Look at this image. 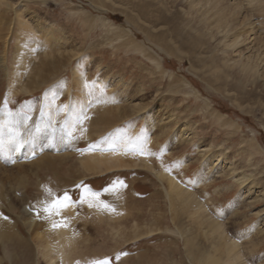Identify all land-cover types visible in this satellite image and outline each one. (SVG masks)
<instances>
[{
  "label": "rangeland",
  "instance_id": "374dc122",
  "mask_svg": "<svg viewBox=\"0 0 264 264\" xmlns=\"http://www.w3.org/2000/svg\"><path fill=\"white\" fill-rule=\"evenodd\" d=\"M190 1L200 0H0V118L24 113L28 101L38 105L42 94L61 82L70 88L62 94L63 103H70L75 70L84 74L87 92L94 82L98 91L92 98L83 97L97 105L85 113L83 132L76 130L70 140H64L57 132L60 124H53L56 146L43 147L33 136L36 109L29 120L34 127L30 124L27 133V122L22 130V156L29 162L0 157V183L4 186L0 204L4 214H9L5 217L15 222L20 240L0 242V264H46L37 250L35 232L32 236V229L22 223L24 207L40 233L49 222L60 221L58 216L46 217L41 210L42 202L51 199L46 189L61 197L66 191L76 209L63 217L76 234L70 258L63 264H90L104 258L110 264H197L191 256L197 258L198 253L190 254L191 244L213 253L211 242L218 248L217 257L225 256V245L235 244L243 263L264 264V196L258 194L260 190L264 194L262 98L259 92L254 97L236 92L227 95L223 73L217 81L200 66V59L207 63L208 52L217 49L214 43L208 49L200 48L201 37L204 39L198 25L200 8L195 14L188 11ZM236 1L252 6L244 23L246 40L257 37L264 45V0ZM241 13L244 16L246 11ZM48 32L51 39L45 41ZM121 32H129L133 42ZM27 40L34 43L35 57L14 76L19 55L25 53L22 43ZM253 43L260 54L264 46ZM44 66L50 71L43 70ZM39 73L46 82L33 89ZM12 80L32 92L8 97ZM58 88L59 92L64 89ZM143 130L150 138L144 149L148 154L138 159L134 138ZM180 132L189 136V142L175 141ZM121 134L128 140L123 146ZM97 147L115 153L122 149L123 159L139 167L85 173L78 159L82 152ZM231 168L235 174L229 172ZM156 172L170 174L183 188L191 189L199 202H205L204 216H191L181 199L170 204L166 183ZM241 175L249 177L244 185L236 183ZM207 178L193 186L196 180ZM117 180L127 187L116 194L104 193ZM251 182L254 186L248 191ZM85 187L101 193L99 200L112 210L79 203ZM5 202L14 209L7 213ZM211 222L221 226L213 237L204 235ZM221 242L223 245H217Z\"/></svg>",
  "mask_w": 264,
  "mask_h": 264
},
{
  "label": "bare ground",
  "instance_id": "6f19581e",
  "mask_svg": "<svg viewBox=\"0 0 264 264\" xmlns=\"http://www.w3.org/2000/svg\"><path fill=\"white\" fill-rule=\"evenodd\" d=\"M198 7L200 8L198 9V12H197L199 13V16H198L199 24L198 25L200 26V31L204 33V39L203 37H201L202 41L200 43V48L201 47L206 48L207 46V49H208L209 44L214 43L215 45L214 48L217 49L215 52H210V51L208 52L210 56H208L207 58V63L205 62L204 59H200V62H199L200 66L202 68H206L207 71L210 73L211 77L216 78L215 80L217 81L219 79L218 74L220 72L223 73L224 82H225L224 86L226 88L224 90L227 93V95L229 92L230 93L236 92L239 95H246L247 97H254L256 92H259L262 98L260 100V104H261V107L264 108V49L260 51L261 52L260 54L257 53V49H256L257 46L254 45L253 42H255L256 44H261V45L263 44L257 37H254L251 41H249V38L248 40H246L247 34L243 30L245 28V25H244L245 19H247L248 17L247 13L252 8L251 3L246 2L245 4V2L243 3L240 1H236V0L234 2H230V0H228V3H227V0H212L210 1V3L209 1L203 2L202 0H200L197 2L190 1L188 3V11H191L194 14H195V9ZM243 10L246 11V14L244 16L240 15L242 14L241 12ZM127 23L130 24V20L128 18H127ZM24 26L27 27L26 25ZM250 30H252V27H250ZM197 33L198 35L200 34L198 29H197ZM121 34L125 35L130 42H133L132 39H130L128 36L129 32H124V33L121 32ZM44 36L46 39L45 41H48L49 39H51V34L49 32L46 33V35ZM134 36L135 34H132V33L130 34L131 38ZM204 40H207V41H204ZM33 44L34 43L31 40H27L24 43H22L21 49L24 50L25 53L19 55L20 57H19L18 66L15 68L14 73H13L14 76H17L18 71L23 69V67L27 66V63H28L27 61H30L32 57H35L34 51H33L34 50ZM218 47H220L221 50H218ZM218 52H220L219 55H217ZM158 54L159 53L155 51V55L159 56ZM219 58L221 59V61H219L220 63L218 62ZM192 59H193L192 57H189L187 61L189 62L191 68L193 69L194 65L192 64ZM56 65L57 64L51 65V67H54ZM43 70L48 72L50 71V68H48V66H44ZM40 74L41 73L38 74V76L40 77L38 79V82L33 83V86H32L33 89L39 88L43 83L46 82V80H44L45 77H41ZM73 75L75 76L74 77L75 85L73 87V90L71 91L74 92V95L71 96L70 103H66V102L63 103L62 94H64V92H66V94L69 93L70 88L68 89L69 85L67 87L66 85L67 83L64 84L63 82H61L59 83V85L51 86L47 91H45L42 94L41 101L38 105H35L33 101H28L24 104V107H23L25 111V112L23 111L24 113L22 112L18 114L7 113V114H4L2 118H0V157L7 156L13 162H15L16 160L22 161V162L24 161L29 162V158L27 156H24V157L22 156L23 155L22 150H24V147L22 146L25 142L22 137V134H23L22 130H23V126L27 122L29 124L28 125L29 127H27V130L24 129L27 133L32 129L30 124L32 125V127H34L32 124L33 122L32 119H31L32 122L31 121L29 122V120L34 115L33 112L36 109L38 110L37 111L38 113L35 115L34 118L36 122L35 128H37V130L34 132L35 135L33 136L36 137V140L43 147L52 145V148L54 149L53 146H56V145L53 142L56 141L57 132H60L59 136L60 138L64 140L65 139L70 140L72 133H74L76 130L80 129V133L83 132L84 129L82 130L81 127L83 126V124L86 125L85 124L86 119H84L83 117L85 116V113L90 111L92 109V106L95 105L94 104L95 102L88 103V101H85L83 97L84 96L87 97V95L90 96L91 98L94 97L96 92H98L97 87H96L97 83L94 82L93 84H91L90 85L91 90L89 89L90 91L88 90L89 92H87L88 88L86 89V87L88 85L84 87L85 86L84 85V74L75 70ZM17 81L15 80L14 82L12 80L10 83V86H8V93H7L8 97L15 96L17 93L23 92V93L29 94L32 92L33 89H30L29 91V89L26 90L25 88L20 87L18 85L19 83L17 84ZM58 86H62L64 88V89L62 88L63 89L61 90L62 92H59L60 90L59 88L61 87L58 88ZM102 86L105 87L104 85ZM216 90L220 91L221 89L216 88ZM111 101L112 100H110V102ZM105 102H108L107 104L110 103L109 101H104V103ZM58 119H60L59 122H58ZM148 121L150 120L148 119ZM58 123L60 124L61 128L59 129V131L56 132L55 130H52L51 127L53 124L57 125ZM25 131H24V134H25ZM83 134L86 135L85 132ZM177 134L175 136L176 142H181V143L186 142V141L189 142L188 141L189 136H187L185 132H180ZM86 136L88 137V135ZM118 136H119V142L121 146H123V144H127V142L124 143L125 139L126 141H128L126 134H125V137L122 134ZM62 139H60V142L62 141ZM134 141H135V146H136L135 147L136 153L139 156L138 157L139 159L141 156V150L145 151L144 150L145 146L150 141L147 130L141 131V133L136 138H134ZM67 142L69 143V141ZM128 145H127V148H128ZM48 149H51V148H48ZM81 154L82 155H80L78 159V164L81 167V169L85 173H88V174H98L102 172H111L115 170H125L130 167H139L136 163L132 165L133 162L130 164L128 163L129 161L127 162L126 160L123 159L124 157L122 155L123 154L122 149H120L119 152L115 153L114 151H111L110 149L101 150L100 148L97 147V150L89 149V150H86L85 152H82ZM140 166L142 165L140 164ZM229 172H231V174H235L236 170H234V168H231L229 169ZM169 175H167L166 173H162V172L155 173V176L160 181H164L166 183V196L169 198L170 204L172 203V201L177 202L179 199H181L180 202L182 203L183 201L185 208L191 212V216H193L196 219L199 218L201 215L204 216V214L206 213L205 202L203 204L201 200L199 202L196 199L193 192L191 191V189L186 190L187 188L185 186H184L185 188H183L180 183H177V181L174 180V178H172V176H169ZM1 176H5L4 173L3 174L1 173ZM248 179H249L248 176L241 175L239 176V178L236 179V183H239L240 185H244L245 183H247ZM206 181H208V178L204 180L202 179L196 180L193 183V186L196 187ZM0 184H1L0 185V196H2L3 194L2 188H4V186L2 185L3 183H0ZM253 184L254 183L251 182L250 187L247 188L248 191L252 189V187L254 186ZM262 192L263 190H260V192L258 193L260 195L259 197L264 196ZM89 201L93 203L95 201L91 200L90 197L86 199L85 205L88 208H91L88 206ZM5 203L6 204L4 205H7L6 208L8 209L7 213L14 209L13 208L14 206L11 205L10 202H5ZM74 209L75 207L73 204V206L62 210L60 215L58 216L60 219L58 223L62 225H66V226H60V227L53 228L52 225L54 221H51L48 223V225H46L47 226L46 231H44L43 233H40L39 232L40 230H37V228L34 227V223H33L34 220L31 219L30 215L28 214V207H24L23 212H22L23 214L22 223L25 226V228H27V230L30 231L32 229V236H33V232H35L34 238H35V242L38 247L37 250L39 249L40 257L45 261L46 264H54L56 261H60V264H63L69 260L70 252L74 248L73 247L74 240L76 241L75 239L76 234H73V232L70 231L69 229L70 222H68V220L67 221L64 220L63 217L66 214H73ZM4 213H5V210L4 208H2L0 204V242L4 244L5 242L9 243L11 241H15V242L20 241L19 236L14 231L15 230L14 226L16 227V224L14 225L15 222L10 221L7 218L5 219V215H9V214H4ZM120 214L121 213H119L118 215ZM119 218L121 217L119 216ZM220 228L221 226L218 223L211 222V225L208 226V230L204 232V235H208L209 233V235L213 237V235L217 233L220 230ZM78 239H80V237H78L77 240ZM221 244L223 245V242L217 245H221ZM211 245H212L213 253L209 251H201L200 249H198L199 246L196 245V243L191 244L190 254L193 255L194 252L198 253L197 258H194V256H191L192 260L196 259L197 264H245L241 261V256L239 255L238 250H237L238 246H236L235 244L225 245V248H224L225 256H223L225 257V260H223V262H222L223 257H217L215 255L218 252V248L215 247V245H213L212 242H211Z\"/></svg>",
  "mask_w": 264,
  "mask_h": 264
},
{
  "label": "snow or ice",
  "instance_id": "6c2138e0",
  "mask_svg": "<svg viewBox=\"0 0 264 264\" xmlns=\"http://www.w3.org/2000/svg\"><path fill=\"white\" fill-rule=\"evenodd\" d=\"M84 118L87 119L86 116ZM141 154L147 155L148 153H145L143 150H141ZM126 187L127 186L124 184L123 181L117 180V181H114L111 186L105 188L104 193L116 194L121 189L126 188ZM46 192H47V195L51 197V199L45 200L42 202L44 206L41 210L45 213L47 217L59 216L62 210L69 208L73 206L74 204V201H72L70 195L66 191L64 192L62 197L54 195L50 189H46ZM100 195L101 193L92 192L90 189H87L85 187L84 191L81 194L79 203L81 204L85 203L86 199L90 197L91 200L95 201V203L89 201L88 202L89 207L99 206L107 210H112L110 205L99 200ZM37 215H39V212L37 213ZM52 226L53 228H56V227L66 226V225H62L60 223L54 222ZM119 258L120 257L118 255L116 259L119 260ZM90 264H110V260L108 258H104V259L91 261Z\"/></svg>",
  "mask_w": 264,
  "mask_h": 264
}]
</instances>
